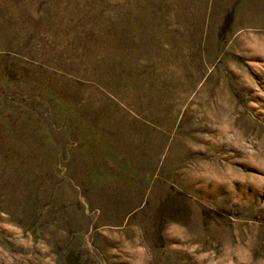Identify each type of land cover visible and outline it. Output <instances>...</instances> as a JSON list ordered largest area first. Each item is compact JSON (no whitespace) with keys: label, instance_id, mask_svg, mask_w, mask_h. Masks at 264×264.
<instances>
[{"label":"rangeland","instance_id":"obj_1","mask_svg":"<svg viewBox=\"0 0 264 264\" xmlns=\"http://www.w3.org/2000/svg\"><path fill=\"white\" fill-rule=\"evenodd\" d=\"M0 264H264V0H0Z\"/></svg>","mask_w":264,"mask_h":264}]
</instances>
